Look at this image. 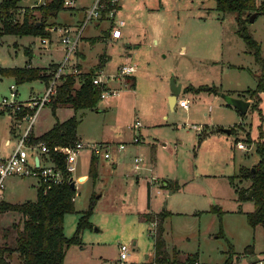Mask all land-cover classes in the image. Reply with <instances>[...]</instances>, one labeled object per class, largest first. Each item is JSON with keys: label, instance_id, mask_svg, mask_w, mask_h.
I'll return each mask as SVG.
<instances>
[{"label": "rangeland", "instance_id": "obj_1", "mask_svg": "<svg viewBox=\"0 0 264 264\" xmlns=\"http://www.w3.org/2000/svg\"><path fill=\"white\" fill-rule=\"evenodd\" d=\"M42 1L45 0H20L19 7L28 9L33 18H39V13L28 7ZM94 1L75 0L56 17H48L46 23L56 26L51 22H72L74 13L81 28L85 25L87 11L79 12L77 5L93 4ZM120 3L122 7L116 10L115 20L124 21L119 29L122 40L126 34L127 43L121 46L117 41L107 45L109 57L103 70L110 74L117 64L134 62V92L120 86L117 95L97 101L98 109L83 110L84 117L76 132L80 131L88 140L105 138L116 142L126 138L127 141L131 136L129 127L136 119L140 123V142L126 145V152L125 149L122 151L126 153V169L120 165L114 171L104 161L109 170L94 179L86 175L82 181L77 180L78 171L84 172L88 164L87 149L75 157L74 170L70 174L74 180V210L63 215L65 237L73 235L81 212L90 201L92 204L88 225L78 234L80 244L66 250L63 264H152L158 220L155 218L152 226L141 219L147 179L153 181L152 192L155 188L160 191L153 199L155 206L173 212L164 217L162 238L170 248L168 251L164 248L169 257L172 249L178 251L175 258L179 262L164 264H264V231L261 226L250 227L245 221V212L252 210V201L248 197L236 199L234 187L228 180L229 176L238 173L240 166L257 160L253 151L259 123L256 110L247 108L239 115L224 105L217 94L183 90L187 85H213L224 92L255 86L259 67L236 34L235 13L215 10L214 0H121ZM83 15L84 19L81 18ZM99 17L108 19L104 13ZM91 22L87 23L88 27ZM87 26L82 34H87ZM106 26L107 22L100 20L92 29L99 33ZM246 26L264 58V14L256 15ZM52 34L50 32L51 37ZM39 43L48 44V40L41 42L39 36L3 34L0 37V67L23 65L22 49L29 47L37 52ZM47 46L54 61L61 57L59 49L54 50V43ZM103 46V43L92 47L83 44L92 55ZM45 58L42 56L41 59ZM30 62L35 65L47 63V60L31 58ZM91 69L97 71L95 66ZM48 82L46 85L45 81L38 80L15 83L9 76H0V99L8 95L10 84L14 85L18 101H25L30 95L39 97ZM119 84L114 82L116 87ZM171 84L180 86L177 98L186 99V109L177 101L170 107ZM52 97L37 112L30 131L43 132L50 126ZM259 107L264 138V93ZM68 113L60 111L57 116L61 119ZM12 115L9 111H0V155L6 154L13 145L10 127L15 120ZM228 124V127H220ZM24 125L26 122L22 123L21 129ZM221 128H231V133L223 134L219 131ZM212 130L217 132L211 133ZM6 138L11 140L9 145L4 142ZM234 139L245 149L235 148ZM135 154L143 159L151 158L154 163L151 170L135 173L132 169ZM162 178L177 185L170 195L168 188L160 187ZM233 183L241 185L238 178H234ZM35 185V179L31 177H6L3 200L11 203L32 201ZM212 206L221 210L219 216L209 210ZM193 209L202 211L192 214L190 210ZM10 216L0 214V229L15 221ZM11 238L9 233L5 239L11 243ZM118 243L127 245L125 262L118 261ZM248 245L252 246L253 257L243 252ZM229 253L232 262L225 263ZM193 254L194 261H185Z\"/></svg>", "mask_w": 264, "mask_h": 264}, {"label": "trees", "instance_id": "obj_2", "mask_svg": "<svg viewBox=\"0 0 264 264\" xmlns=\"http://www.w3.org/2000/svg\"><path fill=\"white\" fill-rule=\"evenodd\" d=\"M19 1L0 0V37L3 34L48 36L50 24L46 23V19L55 16L59 10L64 8L63 0H45L41 4L28 7L39 13V18H33L32 13L27 11L28 9L26 11L25 9L23 11L19 10ZM214 9L221 12L235 13L236 34L243 40L254 62L259 67L255 86L237 94V96L244 99H250L247 108L256 110L258 115L257 135L253 140V151L257 155V160L249 167L240 166L238 173L229 176L228 180L233 185L236 199L239 201L247 198L248 190H252L249 199L252 201L253 207L252 210L245 212V221L250 227L261 226L264 231V138L262 134V112L259 107L261 94L264 93V59L261 57L258 42L251 37L246 26L250 12H264V0H261L258 4L255 0H214ZM23 52L27 54L28 49L23 48ZM45 71L46 68L29 65L0 67V76L12 77L15 83L36 79L46 81L48 75ZM94 71V69H90L81 75L72 73L61 75L51 100V113H54L56 105L67 104L73 111L82 108H93L99 100V89L91 82ZM125 80L128 86L132 88L133 77L126 75ZM76 82L78 83L77 87L74 86ZM183 90L193 92L206 91L213 94L219 91L213 85H198L197 87L187 85ZM26 112H30V110L22 109L19 113L13 115L21 118ZM76 124V117L71 115L62 121L55 120L46 131L38 136L30 137L32 142L43 140L47 144L49 155L62 170L63 179L61 182L52 185L45 192H41L40 188H36L35 199L32 201L25 200L11 203L0 200V214L8 213L12 218H15V221L11 222L9 227L4 226L0 229L2 231L0 235V264H63L66 250L74 244H80L78 234L82 227L88 225L87 217L91 211L92 202H89L87 208L78 217L73 235L65 237L62 218L65 213L74 210V187L69 186L68 178L70 174L63 170V153H55L51 150L53 145L66 147L76 139ZM229 131L231 132V128H229ZM248 140L249 137L247 138ZM87 174L91 179L96 177L94 155L90 156ZM234 178L247 180L249 183L246 187H236L233 183ZM164 187L173 191L177 185L165 180ZM209 210H213L218 216L221 213V210L217 207L212 206ZM169 214L170 212L166 210L157 213L155 217L145 214L147 220H152L153 218L158 220L157 231L153 238L152 264L179 262L175 258L178 254L177 250L172 249L169 257L164 249L161 235V220ZM9 233L12 235L11 243L5 239ZM228 248L230 249V245ZM243 252L251 254L252 246H246ZM194 260V254L185 258V261ZM224 262H232L230 253Z\"/></svg>", "mask_w": 264, "mask_h": 264}, {"label": "built area", "instance_id": "obj_3", "mask_svg": "<svg viewBox=\"0 0 264 264\" xmlns=\"http://www.w3.org/2000/svg\"><path fill=\"white\" fill-rule=\"evenodd\" d=\"M44 1H42L43 3ZM41 4V3H40ZM72 0H63V6L71 5ZM118 9V0H95L88 8L86 18L83 24L88 19L99 17L102 13L106 15L109 23V35L113 38L119 37V27L123 24L122 20H115V13ZM23 11V9H21ZM82 27L71 30L63 26H50L48 31L57 34L56 40L63 46V57L59 63L50 72V79L45 87L44 92L39 97H32L25 101H18L16 99V91L14 85L10 84L8 88V95L2 96L0 99V111H9L12 114L19 113L22 109H29L25 116L26 125L21 134L15 139L13 148L6 156L0 155V191L3 187V180L6 177H31L35 179L37 188L41 192H45L52 185L62 181V170L56 165L53 158L49 155V148L43 140L37 142L30 141L28 131L30 130L37 112L44 106L54 95L55 86L59 81V77L65 73L76 74L77 69L72 62V56L76 49V44L80 36ZM41 42L46 41L44 37L40 38ZM135 70V65L132 63H124L117 66L114 72L106 74L100 69L94 71L91 77V82L99 89L98 98L105 100L110 96H115L119 92L120 85H126L125 76L131 75ZM118 81L120 84L116 87L114 82ZM117 83V82H116ZM177 102L181 108H187V101L183 98H178ZM133 128H138L140 123L134 120ZM133 143L139 141L137 135L131 139ZM125 143H118L117 149L124 148ZM237 148L245 149L240 141L235 142ZM110 145L105 142L87 143L80 139H75L66 147L53 145L51 150L55 153H63L62 162L63 170L69 174L74 170V161L78 153L87 149L92 155L101 154L103 157H108ZM70 178V177H69ZM68 178V179H69ZM118 261L125 262L127 257V245L118 243ZM264 253V252H263ZM260 262V261H259Z\"/></svg>", "mask_w": 264, "mask_h": 264}, {"label": "crops", "instance_id": "obj_4", "mask_svg": "<svg viewBox=\"0 0 264 264\" xmlns=\"http://www.w3.org/2000/svg\"><path fill=\"white\" fill-rule=\"evenodd\" d=\"M120 1L121 0H118V11L121 10V7H122ZM74 2H75V0H72V4ZM90 4H87V5L86 4L85 5H77V8H78L79 12L82 13V11H87L88 10V8L92 5V4L91 5ZM18 5L21 6L19 4V2H18ZM71 5L64 6L63 9H65V8L71 6ZM21 9H24V8L20 7L19 10L21 11ZM59 11L56 13V15L59 14ZM254 13H255V15H254L253 19L256 17V15L264 14V12L263 13H256V12H254ZM56 15L53 16V17H56ZM72 16L75 17L74 18V21H72V22L52 21L51 23H54V24H57L58 26H63V27H67V28H69L71 30H74V29H76V28L79 27L78 26L79 21L76 18V16H74V13H73ZM81 18L84 19V15ZM98 19H100V17L88 19V21L85 23V25H83V27L81 29L80 36H79L78 41H77V44H76V49H75V52H74V54L72 56L73 65L77 69L76 75H81V74L89 71L94 66L97 69H100V70H102L104 72L103 67L105 65L106 59L109 57V55L106 53L107 45H110L112 43H116L117 41H120V45L121 46L124 43L125 44L127 43V41H126V34L125 33H124V37L125 38H124V40H122V37L121 36L123 34H122V31L121 30H120L119 37L113 38V37H111L109 35V32H108L109 23H108V20L107 19H100V20H105L107 22L106 28L105 29H101L99 33L94 32V30L92 28L95 27L96 24H97V22L100 21ZM120 20H122V19H120ZM90 21H92V22H91V24L88 27L87 26V23L90 22ZM122 25H124V21H123V24ZM86 26L89 28L88 29V32H87V34H82V32H83V30H84V28ZM56 36H57V34L53 33L52 34V37H51L50 36V32H49V35L48 36H43L46 40H48V44H45V43L44 44H41V43H39V47H38V51L37 52H33L32 49L29 48V47H24V48H27L28 49L27 54H24L23 49H22V53L25 56V60L23 62V65H29V66H36V67H40V68H46L45 73L48 75V79L45 81V85H46L47 81L50 79L51 69H53L57 65V63H59L61 61V59L63 57V51H64L63 50V46L59 42H57ZM39 38H41V37L39 36ZM52 43H54V50L59 49V52L61 53V57H59V59H57L55 61L52 59L53 57H52L51 53L46 50L47 47H48L47 45H50ZM87 43H88V47H90V46L92 47L94 44H101V43H103L104 46L102 47L101 50L95 52L94 55H92V54H89V51L90 50L86 49L85 48L86 47L85 45H84L85 47L83 48V44H87ZM137 47L138 46L136 45L135 48H137ZM44 50H46V51H44ZM126 54H129V52H127ZM42 56H45L48 59H46V58L45 59H41ZM31 58H35V60H37V61H43V60L45 61V60H47V63L44 62L43 64H35V65L32 64L31 65L30 64L31 63L30 62V59ZM93 58H94V60H92V61L89 60V59H93ZM85 63H88V64H85ZM126 63H130V62H126ZM120 64H117L114 67V71L117 68V66L120 65ZM122 64H124V62ZM132 64L135 65V69H136V64L134 62ZM23 65H21V66H23ZM231 66H234V67H237V68H242V66L241 67L240 66H235V65H231ZM11 67H13V66H11ZM134 72H135V70H134ZM134 72L131 74V76L133 77V87L131 88L133 92H134V89L133 88H134V85H135V81H134L135 80V77L133 75ZM12 80H13V78H12ZM36 80H38V79H36ZM38 81H42V80H38ZM126 84H127V82H126ZM77 86H78V84L76 83L75 84V87H77ZM123 87L124 88H127V87L130 88L129 86H125V85ZM253 87H251V88H253ZM8 88H9V86H8ZM249 88L250 87H248V88L246 87V88H243V89H231L230 92H226L225 91V93L230 94V95H233V96H237L238 93H242V91H244L246 89H249ZM119 89H121V88H119ZM168 95H170V93ZM243 95L246 96V94H244V93H243ZM32 97H38V96L37 95H30V96L27 97V99L32 98ZM237 97H239V96H237ZM240 98L244 99L243 97H240ZM168 99H169V97H168ZM177 99L178 98L176 96V98L174 99V101H172V102L169 101L171 108L175 105ZM183 99H185V98H183ZM244 100H247L248 102L250 101V99H248V98H246ZM223 104L226 105L224 102H223ZM248 105H249V103H248ZM227 106L230 107V108H233V110H235L236 113L240 115V113L234 107H232L230 105H227ZM86 109L87 110H95V109H98V108L96 107V104H95V106L93 108H91V109H89V108H82V109H77V110L73 111L72 108L69 107L67 104L66 105H56L54 107V113L52 114L51 113V106H50V113L52 115V122H51V124H50V126L48 128H50L52 126V124L54 123L55 120L62 121L64 119L68 118L69 116L74 115L76 117V119H77V124H76V127H75V136H76V139H80L83 142H87V143L105 142V143H108L110 145L109 150H107L109 152V156L108 157H103L101 154L94 155L95 156V169H96V177L95 178L99 177L102 172L105 173L104 171L108 169L107 166H109L114 171H116L120 167V165H123L122 167L124 169H126V153H125L126 152V145H128V146L133 145V142L131 141V139H132V137L134 135H137L138 138H139V141L136 142V143H139L140 142V134H139L140 133L139 132L140 126L138 128H133V126H130L129 127V129H131V136H130L129 140H127V141H126V138L125 139H122V140L120 139V140H118L116 142H114L112 140H107L105 138H97L95 140H88V138H86L83 133H81L80 131L76 132L77 126L79 125V123L82 121V119L84 117V113L82 111L83 110H86ZM60 111H66V112H69V113L67 114L66 117L60 119L57 116V112H60ZM12 116H13V118H14L15 121H14V124L12 125V127H10V133H11V136L13 137L12 140H13V145H14L15 139L21 134V132L23 131V129L25 127V125H24L23 129H21V125H22L23 122H26V120H25L26 118H25V116H21V118H18L15 115H12ZM228 126H229V124L228 125H222L220 127H228ZM232 127H234V125ZM234 128H236V127H234ZM46 130H44V131H46ZM213 131L214 132H217V130H212L211 133ZM219 131H221V133L226 134V135H228V134L231 133L229 131V128H228V133L227 132H224L221 129H219ZM43 132L35 133V132L29 130L28 131V136L29 137H35V136L40 135ZM10 141H11L10 139H7L6 138L4 142H5L6 145H9L10 144ZM236 141H237V139H234V143H233L234 145H235V142ZM118 143H125L124 148L117 149L116 148V145ZM13 145H11V149L13 148ZM235 148H237V147L235 146ZM11 149H9L6 154H3L1 156H6L11 151ZM237 149H241V148H237ZM83 150H86V149H83ZM123 150L125 152L122 153ZM241 150H244V149H241ZM86 151L89 153V157H88V160H87V162L89 164V159H90V156L92 154H91V152L89 150H86ZM104 161H105V163L107 162V164H106L107 166L104 164ZM253 163H255V161H252L249 165H242V166L249 167ZM88 164L86 166V170H85L86 172L84 170H83L84 172H81V170L78 171V173H77V180H79V181L81 180L82 181L83 179H85V176L86 175L88 176V174H87ZM153 165H154V163L152 162V159L151 158H149V159H143V157L138 156L137 154H135V155L132 156V169H133V171L135 173H137V171H139V170H151V168L153 167ZM70 177L72 178V176H70ZM165 180H169V179L162 178V180L160 181V187H164V181ZM72 181H73V185H74V180L72 179ZM238 181H240V183H241L240 186H242V187H246L248 185V183H249V181H247V180L245 182H244V180H238ZM153 185L154 184H153V181H151V179L145 180V190H144V195H145V210L141 212L142 213L141 219L146 220V221H149L150 222V225H152V226L155 224L154 218L152 220H147V218L145 217V214H149V215L155 217V215L157 213L165 210V209H163V207H161V209L160 208L158 209V206L157 205L155 206V202L153 203V199L155 198V195L160 193V191L157 188H155L154 189V192H152ZM35 187L37 188L36 185H35ZM236 187H239V186L236 185ZM2 189H3V187H2ZM2 189L0 191V200H3ZM35 191H36V189H35ZM171 193H172V191H170V190L167 191V194L170 195ZM159 207H160V205H159ZM166 211L170 212V214L173 213L171 210H166ZM190 211H192L191 212L192 214H197V213H199L198 211H202V209H193V210H190ZM3 214H7V213H3ZM3 214H1V215H3ZM10 218H12V216H10ZM163 220H164V218L161 220V226L163 224L162 223ZM162 229H163V227H162ZM150 230L151 231L149 233H151V235H152V229H150ZM162 233H163V230L161 232V235H162ZM163 242H164V239H163ZM132 243H134V241ZM164 248L166 249V251H168V249H170L166 245L165 242H164ZM248 255L251 256V257H253V250H252V253L251 254H248ZM256 261H261V260H258L257 259Z\"/></svg>", "mask_w": 264, "mask_h": 264}, {"label": "water", "instance_id": "obj_5", "mask_svg": "<svg viewBox=\"0 0 264 264\" xmlns=\"http://www.w3.org/2000/svg\"><path fill=\"white\" fill-rule=\"evenodd\" d=\"M254 15H255L254 12L251 15H249L248 21H252ZM179 90H180L179 85L171 84L170 95H169V101L170 102L174 101V99L176 98V96L179 93ZM216 94L218 95V97H220L223 100V102L226 105H230V106L234 107L240 114L245 113L247 106H248V103H249L247 100H244V99L237 97V96L227 94L223 91H217ZM221 130L228 133V128H221ZM68 182H69L70 187H74L71 177L68 179ZM251 193H252V190L249 189L247 194H246V197L249 198L251 196Z\"/></svg>", "mask_w": 264, "mask_h": 264}]
</instances>
